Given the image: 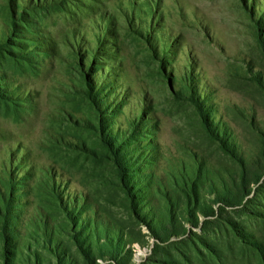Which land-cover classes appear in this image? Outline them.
<instances>
[{"label": "rangeland", "instance_id": "374dc122", "mask_svg": "<svg viewBox=\"0 0 264 264\" xmlns=\"http://www.w3.org/2000/svg\"><path fill=\"white\" fill-rule=\"evenodd\" d=\"M0 264H264V0H0Z\"/></svg>", "mask_w": 264, "mask_h": 264}, {"label": "trees", "instance_id": "16d2710c", "mask_svg": "<svg viewBox=\"0 0 264 264\" xmlns=\"http://www.w3.org/2000/svg\"><path fill=\"white\" fill-rule=\"evenodd\" d=\"M112 142H115V141H112ZM112 146V145H111Z\"/></svg>", "mask_w": 264, "mask_h": 264}]
</instances>
